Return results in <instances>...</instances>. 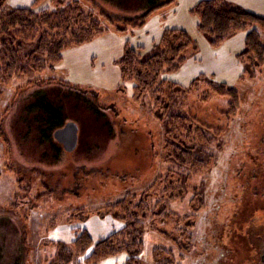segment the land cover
I'll return each instance as SVG.
<instances>
[{
  "label": "rangeland",
  "instance_id": "1",
  "mask_svg": "<svg viewBox=\"0 0 264 264\" xmlns=\"http://www.w3.org/2000/svg\"><path fill=\"white\" fill-rule=\"evenodd\" d=\"M32 1L6 0L5 6ZM78 1L108 31L66 48L61 62L42 75L8 79L0 92V264H48L59 242L71 244L75 225L88 228L95 243L124 224L97 211H120L121 206L107 205L141 193L166 169L158 154L166 153L161 120L171 89L165 87L160 101L146 94L138 99L131 81L122 80L118 59L127 45L151 49L168 29L184 30L192 41L179 67L163 74L177 84V94L195 87L184 93L183 103L173 105L180 103L177 107L190 117L182 137L190 144L205 138L190 122L208 126L215 133L217 157L197 164L190 174L189 188L205 181L203 201L195 194L191 207L186 197L193 192L181 191L170 202L176 216L197 209L195 245L179 250L148 223L140 264H154L155 247L161 245L172 248L175 264H257L264 248V54L248 59V65L240 59L252 27L212 44L193 11L202 0ZM226 1L264 16V0ZM51 2L44 0L36 9ZM152 4L162 7L146 11ZM45 74L53 80L29 83ZM221 82L235 89L239 101L234 105L228 96L205 95L207 86ZM69 121L79 128L73 151L65 150L51 130ZM176 184L173 193L179 192ZM175 215L152 220L157 228L171 230ZM125 259L122 252L96 264Z\"/></svg>",
  "mask_w": 264,
  "mask_h": 264
},
{
  "label": "trees",
  "instance_id": "2",
  "mask_svg": "<svg viewBox=\"0 0 264 264\" xmlns=\"http://www.w3.org/2000/svg\"><path fill=\"white\" fill-rule=\"evenodd\" d=\"M43 1L33 0L27 6L7 7L5 6L6 0H0V92L8 79L18 81L22 74L31 72H38V75H42L44 70L54 69L61 62L63 51L66 48L88 42L108 31L97 14L92 10V12H87L78 0H50L52 6L36 9ZM157 7L162 6L152 4L146 6V11L150 12ZM193 11L200 18L199 29L212 44L222 42L234 31L252 27L247 35L246 47L240 53V59H244L245 65H248V59H253L256 55L263 57L264 43L261 40L260 31H264V16L249 12L242 6L226 0H202ZM191 43L190 37L184 30L168 29L162 40L149 50H141L142 46L127 45L125 47L123 55L118 59L120 75L122 80L131 81L134 94L138 99L146 94L150 99L160 101L165 87L168 86L171 89L172 93L168 95V98L172 99L165 105L166 117L163 116L161 120L166 134L167 148L165 154H158L161 156L160 160L167 163L166 169L154 178L150 186L140 191L141 193L131 195L129 200L124 199L113 204L114 206L107 205L109 207L121 206L120 211H116L118 209L112 211L109 208L106 211H97L96 214L106 216L108 213L122 221L124 223L122 226L94 243L88 228L75 225L76 234L71 244L59 242L48 264H81L83 262L96 264L98 260L122 252L126 254L123 264H140L143 237L148 223L151 229L173 240L179 250L189 247L188 243L195 245L192 238L197 209L192 208L190 213L185 212L176 216L175 211L172 213L173 204L170 202L180 197L181 191L185 192V195L193 192L189 194L191 196L186 197L191 207L198 198L195 194L200 197L198 201L201 198L202 201L204 200L205 181L191 185V188L188 182L191 180L190 174L193 167L197 164H209L217 157L216 149L214 150L212 145L215 133L207 131L208 126L204 124L196 122L197 125H194L190 122L196 128L201 129L200 132L204 133L205 138L201 140L197 138L196 142L190 144L186 141L187 138L182 137L184 123L190 117L177 107L180 103L175 106L176 109L173 105L178 101L183 103L184 93L195 87L177 94L178 92H174L177 84L170 83L163 76L165 72L179 67ZM258 65L261 63L255 64V66ZM38 80L50 82L53 78L45 74L42 78L37 76L30 78L29 83ZM208 92L228 96L230 105L239 101L235 89L225 82L211 83L207 86L205 95H208ZM193 121L195 122L196 119ZM61 126H53L51 130H56ZM192 132L194 130L189 131L190 137ZM174 177H176L175 180ZM174 184L178 187V193L170 190ZM167 196L169 200L166 199ZM81 212L83 215L84 212L82 210ZM82 215L78 219L83 220ZM174 215L175 220L171 225V230L157 228L152 220L157 216L168 219ZM86 217L88 215H84V219H87ZM183 237L186 238L184 241ZM153 255L154 264H175V259L177 260L172 248L163 245L155 247ZM19 261L21 260H18L16 264H19Z\"/></svg>",
  "mask_w": 264,
  "mask_h": 264
},
{
  "label": "water",
  "instance_id": "3",
  "mask_svg": "<svg viewBox=\"0 0 264 264\" xmlns=\"http://www.w3.org/2000/svg\"><path fill=\"white\" fill-rule=\"evenodd\" d=\"M54 138L63 145L65 150H75L79 140L78 125L73 121L65 123L54 131Z\"/></svg>",
  "mask_w": 264,
  "mask_h": 264
},
{
  "label": "flooded vegetation",
  "instance_id": "4",
  "mask_svg": "<svg viewBox=\"0 0 264 264\" xmlns=\"http://www.w3.org/2000/svg\"><path fill=\"white\" fill-rule=\"evenodd\" d=\"M215 242V241H214ZM212 242V243H214ZM216 245V244H215ZM262 248V247H261ZM257 264H264V248L261 249L260 257Z\"/></svg>",
  "mask_w": 264,
  "mask_h": 264
}]
</instances>
